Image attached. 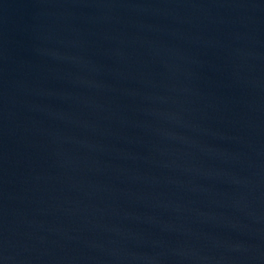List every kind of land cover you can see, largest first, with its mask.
Wrapping results in <instances>:
<instances>
[{
  "label": "water",
  "instance_id": "95a60500",
  "mask_svg": "<svg viewBox=\"0 0 264 264\" xmlns=\"http://www.w3.org/2000/svg\"><path fill=\"white\" fill-rule=\"evenodd\" d=\"M0 264H264V0H0Z\"/></svg>",
  "mask_w": 264,
  "mask_h": 264
}]
</instances>
